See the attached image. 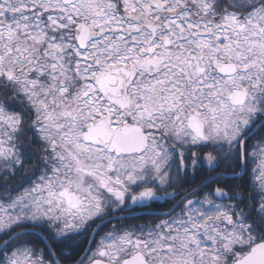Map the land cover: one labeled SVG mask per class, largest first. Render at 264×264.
Returning a JSON list of instances; mask_svg holds the SVG:
<instances>
[{"label":"snow or ice","instance_id":"obj_1","mask_svg":"<svg viewBox=\"0 0 264 264\" xmlns=\"http://www.w3.org/2000/svg\"><path fill=\"white\" fill-rule=\"evenodd\" d=\"M0 264H264V0H0Z\"/></svg>","mask_w":264,"mask_h":264},{"label":"flooded vegetation","instance_id":"obj_2","mask_svg":"<svg viewBox=\"0 0 264 264\" xmlns=\"http://www.w3.org/2000/svg\"><path fill=\"white\" fill-rule=\"evenodd\" d=\"M157 210H161V209H157ZM81 239H83V237H82ZM85 246H86V245H85Z\"/></svg>","mask_w":264,"mask_h":264},{"label":"trees","instance_id":"obj_3","mask_svg":"<svg viewBox=\"0 0 264 264\" xmlns=\"http://www.w3.org/2000/svg\"><path fill=\"white\" fill-rule=\"evenodd\" d=\"M161 203H163V202H161Z\"/></svg>","mask_w":264,"mask_h":264}]
</instances>
